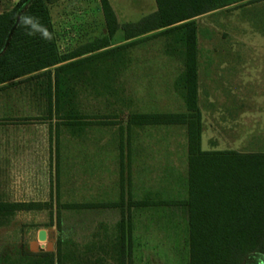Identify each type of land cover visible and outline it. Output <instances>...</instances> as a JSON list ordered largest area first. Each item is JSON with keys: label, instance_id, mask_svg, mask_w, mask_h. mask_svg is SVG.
Wrapping results in <instances>:
<instances>
[{"label": "rangeland", "instance_id": "rangeland-1", "mask_svg": "<svg viewBox=\"0 0 264 264\" xmlns=\"http://www.w3.org/2000/svg\"><path fill=\"white\" fill-rule=\"evenodd\" d=\"M16 1L0 0V11ZM108 1L118 24L112 34L100 0L51 4V23L65 27L53 34L59 54L83 51L99 39L109 43L57 64L87 59L61 73L57 111L48 98L56 66L9 90L17 111L3 126L13 138L0 136V204L21 206L0 207V264H121V224L123 264H188L187 207L176 205L175 193V200L164 199L172 205L146 207L141 216L136 207L96 204L122 201L126 143L120 137L129 133L128 119L134 113H187L179 79L186 28L163 29L194 23L200 149L264 152V0H239L127 39L123 25L154 12L156 2ZM67 114L75 118L64 119ZM186 130L185 124L147 128L158 134L150 146L161 157L157 176L165 184L172 172L178 199L187 192ZM133 166L129 161L131 172ZM39 229L46 230L51 250L38 240V250L30 251ZM242 264H264V255L250 254Z\"/></svg>", "mask_w": 264, "mask_h": 264}, {"label": "trees", "instance_id": "trees-1", "mask_svg": "<svg viewBox=\"0 0 264 264\" xmlns=\"http://www.w3.org/2000/svg\"><path fill=\"white\" fill-rule=\"evenodd\" d=\"M55 1L57 0H17L10 8L0 11L1 80L51 66L109 44L104 38L90 44L83 51L59 54L52 33L49 10V6ZM237 1L239 0H155L157 8L154 12L136 23L123 25V29L127 39ZM203 2L208 3L205 9L194 7L187 12H178L188 5L194 6ZM100 4L106 26L112 34L118 28L113 9L108 0H100ZM23 15L38 18L39 24L52 34V39L42 38L39 32L34 36L26 35L27 29L19 23V17ZM183 27L186 28L183 38L185 50L179 79L187 113H134L130 118L141 119L146 123L186 125L188 174L187 198L184 204L187 206L188 215V264H242L250 254L264 255V152L200 149L202 126L196 103L197 52L194 23L186 21L160 32ZM121 47L123 46L113 47L98 55L115 52ZM86 60L81 58L54 68L52 88L49 83L48 92L49 103L54 102V110L59 109L61 73H66ZM43 73L50 75V70L40 74ZM33 76L35 75L27 78ZM63 118L72 120L75 117L67 114ZM10 206L21 204H0L1 208ZM120 230L123 264V224Z\"/></svg>", "mask_w": 264, "mask_h": 264}, {"label": "crops", "instance_id": "crops-1", "mask_svg": "<svg viewBox=\"0 0 264 264\" xmlns=\"http://www.w3.org/2000/svg\"><path fill=\"white\" fill-rule=\"evenodd\" d=\"M58 1L59 0L55 2L57 3ZM49 7H50L49 10L51 11V8H52L51 5ZM89 26H90L89 27L90 30H92L93 25L89 24ZM51 28H52V33L54 34V31L60 30V29L62 30L65 27H63L62 25L59 26L55 23H51ZM62 62H59L57 64H60ZM57 64L47 66L44 68H40L38 70L29 72L26 74H22L20 76H14L11 78H7L5 80L0 79V111L1 112L4 111L2 118H0V136H3V132H5L4 134H6V136L8 135V136H11V138H13L12 131L8 132L4 130L3 128L5 121L9 122V121H12L11 119L15 118L16 113L14 114V111L15 112L17 111V108L15 107L16 101H14L12 97H10L9 90L17 86V81L25 79L31 74H34L35 72H38L40 70H45L46 68H48V70H51L52 66H57ZM4 93H6L5 97H4ZM35 109L36 108H32L33 113L34 111H36ZM166 125H173V123L171 124L146 123V122H142L141 119H135V120L131 118L128 119L127 130H129V133L125 132L124 135L120 137L123 139L124 143H126V145L124 146V151L126 154L124 157L122 169H120V175H121L120 185L121 186H120L119 195H120V198H122V201L117 202V203L116 202L114 203L97 202L96 203L97 205L136 207L138 208L139 215L141 216L144 213L146 207H159V206H164V205H172V203L170 202H165L164 199L165 198L174 199L171 197L173 195L172 194L173 192L177 196L175 198L177 201L175 202L177 203L176 205L186 206L184 204V201L187 198V192L186 194L184 193V196H183L184 198L178 199L179 190L177 188V182H176L177 180H174L172 178L171 176L172 172L167 170L170 173L169 172L166 173V176L168 178L166 177L165 184H163L164 180L162 178H158L157 176L158 174H160V171H158L159 170L158 163L161 157H159L158 155L157 148H155L156 146H154L153 149L150 146L154 145V144H151V141L157 140L158 134L152 135L148 133L147 128L148 126L158 127V126H166ZM132 129L133 130L135 129L137 133H131L130 131ZM127 143H129L130 148L133 147V149L129 150V144L127 148ZM131 143H134V144L131 145ZM148 148L151 149L149 153H148ZM127 149L129 151L128 155H127ZM131 160L134 161L132 172L130 171V169H128L129 161ZM150 175L153 176L152 180H149ZM151 181H152V184H151ZM131 183H132L133 189H129V186ZM186 191H187V177H186ZM187 220H188V217H186L185 219L186 224H187ZM145 221H148V220H145Z\"/></svg>", "mask_w": 264, "mask_h": 264}, {"label": "clouds", "instance_id": "clouds-1", "mask_svg": "<svg viewBox=\"0 0 264 264\" xmlns=\"http://www.w3.org/2000/svg\"><path fill=\"white\" fill-rule=\"evenodd\" d=\"M19 23L27 29L26 35L28 36H34L37 34V32H39L42 38L46 40L52 39V34L49 33L46 28L39 24L38 18L36 17L23 15L19 17Z\"/></svg>", "mask_w": 264, "mask_h": 264}, {"label": "water", "instance_id": "water-1", "mask_svg": "<svg viewBox=\"0 0 264 264\" xmlns=\"http://www.w3.org/2000/svg\"><path fill=\"white\" fill-rule=\"evenodd\" d=\"M38 240L39 241H45L46 242V250H51L52 248V242L46 241L47 240V233L45 229H39L37 232V240H33L29 243V249L30 251H36L38 250Z\"/></svg>", "mask_w": 264, "mask_h": 264}]
</instances>
